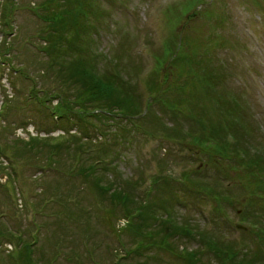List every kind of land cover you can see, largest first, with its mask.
I'll list each match as a JSON object with an SVG mask.
<instances>
[{
	"label": "rangeland",
	"instance_id": "374dc122",
	"mask_svg": "<svg viewBox=\"0 0 264 264\" xmlns=\"http://www.w3.org/2000/svg\"><path fill=\"white\" fill-rule=\"evenodd\" d=\"M76 2L72 0L71 5ZM40 3L43 1L0 0V108L4 101L8 105L2 114L0 112V231L4 230L0 232V264H17L24 260V256H19L18 241L11 231L18 223L29 226L27 222L34 215L27 217V214L35 210V205L43 207L42 200L52 196L54 200L70 197L75 200V208L77 205L86 207L89 212L79 215L75 211L83 227L78 236L74 235L77 239L68 243L69 250L43 246L41 261L36 250H31L29 258L42 264L49 261L50 264H116L121 261L124 264H186L178 255L186 249L189 252L200 248L197 235H173L167 243L171 250H166L149 245L155 237L161 241L162 234L156 236L155 231L164 221L150 220L140 234L135 235L136 239L127 232L129 217H125L123 210L148 201H154L151 204L156 206L153 207L160 216H165L166 210L172 211L176 220L182 222L180 225L186 223L191 227L192 224L196 231L208 229L219 239L228 236L239 244L240 251L253 246L252 250H258L264 261V238L259 240L257 229L239 227L243 225L242 217L253 221L256 216L264 227V158L260 157L263 175L259 176L254 175L258 171H252L249 165L256 166L257 155L242 157L243 160L241 156L226 159V165L231 166L228 177L217 172L214 165L207 168L203 161L208 157L197 149L192 138L167 137L166 128L169 134H175L171 129L175 124L173 113H165L155 100L176 83L178 74L182 80L177 82L182 83L187 79L185 75L190 74L188 70L192 72L191 67H194L200 81L194 94L195 102L201 106L198 109L212 112L217 110L218 102L236 101L235 107L247 125L238 135L245 141L254 138L252 145L264 152V0H88L92 9L83 16L79 30L83 40L90 44L84 55L96 73H101V69L121 71L120 78L132 83L136 98L143 99L144 106L154 105L153 117L134 118L127 116L128 113H99L92 103L78 102L76 98L80 99L82 89L63 86L64 80L59 78L57 68L48 66L47 54L38 47L45 44L37 37L39 19L33 10ZM87 9L90 10L88 6ZM183 50L190 52L192 59L187 54L177 59ZM193 61L200 63V69ZM5 68L7 77L1 80ZM31 83L37 85L35 91L43 92L32 95V88H28ZM81 85L79 83L78 87ZM177 88L174 85L169 93L178 94ZM56 90H61V96L55 95ZM61 97L73 100L72 118L57 120V116L52 115L50 109L59 101L63 102ZM39 98L44 100L43 106ZM137 102L142 107L143 102ZM83 108L94 111L95 115L82 120L78 113ZM221 114L231 116L226 111L219 112L217 117ZM188 123L196 124V121ZM37 136L54 140L52 142L64 141L61 148L70 145L73 153L63 158H47L46 153L40 155L36 151L34 155L38 157L31 161L35 165L26 164L28 159L24 157L12 166L11 149L8 154L3 153L6 145L18 150L20 147L16 146H23L25 141ZM81 138H85L87 145L82 162L80 154L75 152L76 142L83 143ZM198 156L202 158V167L193 159ZM105 163L114 169L112 173ZM89 164L102 165L103 176L99 177L96 171L93 175L104 185L113 183L115 188L121 187L129 196V202L117 204L111 200L110 193L105 195L94 186L79 169ZM193 172L196 177L220 180V186L233 193L235 208L234 205L229 207V221L214 215L210 195L190 197L183 192L177 179L183 180L186 188L185 182H191ZM50 205L58 213L72 208L69 203L57 205L55 201ZM108 217L113 221L107 226ZM57 218L65 223L60 220L63 216ZM139 221V217L133 218L134 223ZM4 224L7 229L2 227ZM71 225L76 227L74 222ZM150 227L152 234L147 237L145 234ZM59 228L66 231L63 225ZM114 228H118V232ZM180 229L178 226L176 232ZM25 238L29 243L37 242L34 236ZM59 252L57 258L54 254ZM119 253L123 257H118ZM211 258L206 254L202 264Z\"/></svg>",
	"mask_w": 264,
	"mask_h": 264
},
{
	"label": "trees",
	"instance_id": "16d2710c",
	"mask_svg": "<svg viewBox=\"0 0 264 264\" xmlns=\"http://www.w3.org/2000/svg\"><path fill=\"white\" fill-rule=\"evenodd\" d=\"M42 1L43 3H40L38 5V8L40 7L39 11L42 9V12L36 11L38 8L33 9L34 13L38 16L37 18L39 19L37 26V37L40 38L41 42L45 41L44 45L40 44L38 46L39 50L41 49V52H44L45 55L47 54L49 58L47 61L48 66L52 69V66L57 68L56 71L58 72L57 74L59 78L61 80H64L63 86H74V89H82L84 91V93L80 94V99H78L77 96L76 99L78 100V102L85 103V105H87L88 102L92 103L94 105L93 107L97 106L95 108L99 110V113H128L131 115L127 114V116H130L132 118L141 115L153 117L154 114L152 110L154 105L150 106L149 103H147L144 106V100L136 98L137 96L132 93V90L134 89L132 83L130 81H127V79L125 80L124 77V79L120 78L121 71L115 72L113 70L108 71L101 69V73H96L93 64L84 55L87 53L86 49H88L90 44L89 41L83 40L82 35L79 34V30L82 25L81 21H83V16H86L92 9L90 4L88 3V0H77L74 5H71L72 0ZM85 4H87L86 7ZM11 6L13 5L11 4ZM87 6L90 10L87 9ZM183 56H187L189 59H192V57H190L192 56V54L190 52L186 53L184 50L178 53L177 59ZM193 63L196 64L200 69V63L196 61H193ZM21 69L22 68H18L19 71L23 72V70ZM191 69L193 71L191 72L189 69L188 72L190 74L185 75L187 79L183 80L182 83H178V80H182L181 74H178L176 83L168 87V92H166V90H163L161 97L159 99L158 96L155 98V100L158 101L159 104H161L165 113H173L172 122H175V124L172 125L171 129L174 130L175 134H169L168 128L164 129V133L168 138H192L195 144L198 145L197 149H200V152L204 154V157H208L203 161L205 163V166L209 168L210 165H214L217 172L224 173V177L229 176L231 167L229 165H226V159H229L230 157L238 159L241 156L240 160H243V158H246V156L248 155L252 157H255L257 155V162H254L256 166L251 165L252 163L249 165L252 171H258V173L254 175H263V173L261 172V170L263 169V163L261 162L260 157L264 158V152H260L256 147L252 145L254 144V138H249V141H245L238 135L239 132H243V129H245L247 125L246 119L241 116L239 110L235 107V104H237L236 101L234 102L232 100L233 102H218L216 108L217 110H212V112L201 108L198 109L201 106L199 105V103L195 102L194 94L195 89L198 87L200 81L196 76V74L198 73L195 72L194 67H191ZM24 77H26L25 73ZM198 77L201 78L199 75ZM204 80L206 81V79ZM79 83L82 84L80 86L81 88L78 87ZM174 85L178 86L177 90L175 91L178 94L175 95L169 93ZM34 87L37 88V85H33V83L30 84V87L28 86L29 90L31 88L33 89L30 90L32 95L37 96L40 92H43L42 90H39L38 93L34 90ZM40 88L43 87L40 86ZM56 91L57 92H54L55 95L57 94L61 96V90ZM168 93L170 94V97L167 95ZM39 99V101L41 102V106H43L44 100H42L41 98ZM137 100L143 102L142 107L139 102L136 103ZM62 101L63 102L59 101V104H57L54 109H50V111H52V115L57 116L55 117V119L57 120L58 118H63V120L65 118H72V113L75 112V109L71 104L73 100L70 101L68 98H62ZM160 101L162 103H160ZM7 107L8 105L6 104V101H4L1 109V114ZM102 109H106L109 112L102 111ZM44 111L47 113V110L44 109ZM226 111H228L231 116H223V114H221L219 117H217L219 112L224 113ZM94 113V111L83 108L81 111H79L78 114L83 120L85 119V116L93 117V115H95ZM191 120H195L196 124H186ZM178 121L181 122L178 123ZM184 121L186 125H183ZM239 124H241V128L239 127ZM135 126L138 125L135 124ZM164 126L168 127L166 125ZM230 136H232L233 138H230ZM81 139H83V143H79L78 141L75 145L77 146V149L75 151L76 154H80V162H82V160L84 159L82 154L83 150L87 151V149H85V147H87L86 140L85 138ZM52 141L54 140H46L45 138H40L39 136H37V138L32 137L31 140L25 141V143H23V146H16L17 148L20 147V149L18 150H13L12 147L14 146L10 147L6 145V151H4L3 153L8 154L9 152L7 151L11 149L12 155L10 156V159L12 161V166L14 164L16 166V164H18L20 161H23L24 157H27L28 159L25 160L26 164L35 165V163H31V161L37 159L38 156L34 155L36 151L40 152V155L46 153L47 158L48 156L50 158H52L53 156H60L61 158H63L62 156L70 155L73 153L71 152L70 145H66L65 147L61 148V144H65L64 141ZM251 148L254 150V152H251ZM22 152L25 153L21 154ZM213 154L215 157L213 156ZM193 159L195 161H198L199 164L197 166L202 167V158L200 159V157L198 156ZM213 159L215 163L213 162ZM97 162L101 163L102 161ZM220 162L221 164H219ZM105 164H108L106 165V167H108L109 172L112 173L114 169L109 167L111 165L109 163ZM41 165L42 164H39L38 166ZM79 169L80 171H82L81 173H86L87 177L90 178L92 184L94 186L96 185L102 191V193H104L105 195L110 193V197L113 202L117 204H124L125 202H129V196L121 187L117 189L115 188V185L113 183L104 185L101 182L99 177L103 176V173H101L104 170L102 168V165L96 167L89 164L87 167L81 166ZM94 171L99 172V177H95L93 175ZM195 174L196 173L193 172V176L189 178L191 182H185V184L187 185L186 188H184V181L180 180L179 178L177 179L181 182L183 192H186L190 197H195L196 195L202 197L203 194L210 195V198L208 199H210L211 201L210 205L212 206L214 215L217 218L221 217L224 220L229 221V219H227V212L229 211V207L231 208L234 205L235 208V198L233 193L230 191L227 192L225 186H220V180L213 181L210 177L202 175L196 177ZM260 189L263 188L261 187ZM2 190V192L5 191L3 187ZM81 190H83L82 185ZM8 194L10 196L9 191ZM255 195H257L256 192ZM67 198H69L70 200H54L53 196L52 198H46L42 200V204H44L43 207L35 205V210L27 214V217L30 214L34 215L33 218L29 219L27 222L29 226L24 227V225L21 223L15 224L14 228L12 229L14 231L11 232H13V236L17 238L18 246L20 248L19 256L25 257L24 260H21L22 262L19 261L17 264H42L36 261V259L33 260L29 258L28 254L32 253V249H35L37 258H39L41 261L44 250L43 246H45L46 248V246L48 245L52 247V250L58 251L60 249L69 250L67 247L68 243H73L74 239H77L74 235L76 234V236H78L79 230H81V228L83 227L78 219V216L80 214H84L85 212H89V210L86 207L82 208L78 205L75 208V204L73 203L75 200L71 199L70 197ZM250 200H248L247 202L251 203ZM54 201L57 205H64L65 203H69L72 208H65L64 212L58 213L54 211L52 205H50ZM153 202L154 201L139 203V205L137 204L135 207H126L125 210H123L125 213V217H129L128 226H126V228L127 232L130 233L131 236L135 237V235H139L141 230L146 227V224H149L150 220H154L156 222L157 220L164 221V225H159V227L155 231L157 234H155L156 236L162 234L161 241L158 242V238L155 237L152 243L149 242V245H154L158 248L171 250V247L167 244L168 241L172 240L171 236L176 234L179 235L180 233H182L184 236L197 235L201 243L200 248L191 250L189 252H187L186 249L185 251H181V253L178 255L180 259H182L186 264H202L203 257L206 256V254H210L212 258L208 262H204L203 264H264L263 258L259 256L260 254L258 250H252L253 246L246 247L244 251H240L238 250L239 244L236 243V241H231L228 236L219 239L208 229L207 231L204 229L196 231V227L192 224L191 227L189 225H186V223L180 225L182 222L176 220L177 218L172 211L170 212L166 210L167 212H165V216H160V214H157L155 208L156 206L154 204H151ZM75 211L79 212L78 216L76 215ZM111 211L113 210L111 209ZM59 216H63L64 219L60 220L65 221V223L59 222V218H57ZM136 217L140 218V221L138 223L133 222V218ZM12 218L14 219V216ZM55 218L56 221L58 220L57 222L54 220ZM257 219H259L258 216L254 217L253 221L252 219H250V217H242L243 225L241 228L243 230H251V228L257 229L259 240H262L264 238V227L262 226V223ZM17 221L18 219L16 217L15 222ZM112 221V218L108 217L107 219H105V225H111ZM73 222L76 227L71 225ZM158 223L155 226H157ZM60 225H63L66 231L60 229ZM5 226L6 224H4V226L2 227L5 229ZM178 226H180L181 229L180 231L176 232ZM114 229L118 232V228ZM243 232L247 233L248 231ZM146 233L148 234H145V236L151 237L150 235L152 234V228L150 227L146 231ZM30 235L34 236L35 241L37 242H34V244L29 243V241L26 240L25 236L29 237ZM154 236H152V238ZM251 236L253 235L251 234ZM137 239H139V237ZM39 242H41V248L38 247L41 245H37ZM142 242L144 243L145 241L142 240ZM82 245H85V243H83ZM244 247L245 243H243V248ZM172 252L174 251L172 250ZM59 254L60 252L55 253L54 255L58 258ZM15 255L16 254H13V256ZM121 256L123 257V255L119 253L118 257ZM122 262L123 261L116 264H124ZM46 263L50 264V261Z\"/></svg>",
	"mask_w": 264,
	"mask_h": 264
}]
</instances>
